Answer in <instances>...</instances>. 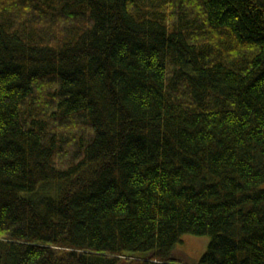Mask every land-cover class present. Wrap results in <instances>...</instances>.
<instances>
[{
	"label": "trees",
	"instance_id": "obj_1",
	"mask_svg": "<svg viewBox=\"0 0 264 264\" xmlns=\"http://www.w3.org/2000/svg\"><path fill=\"white\" fill-rule=\"evenodd\" d=\"M260 0H0V264H264Z\"/></svg>",
	"mask_w": 264,
	"mask_h": 264
},
{
	"label": "rangeland",
	"instance_id": "obj_2",
	"mask_svg": "<svg viewBox=\"0 0 264 264\" xmlns=\"http://www.w3.org/2000/svg\"><path fill=\"white\" fill-rule=\"evenodd\" d=\"M264 5V0H260ZM264 190V186L262 187ZM210 244L209 237L185 236L182 244L176 246L173 257L184 264H199L207 253Z\"/></svg>",
	"mask_w": 264,
	"mask_h": 264
}]
</instances>
